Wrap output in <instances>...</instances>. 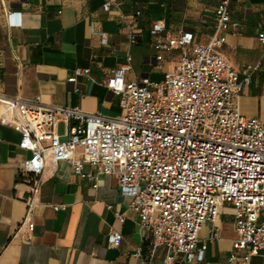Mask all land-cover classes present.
I'll return each instance as SVG.
<instances>
[{
  "label": "crops",
  "instance_id": "crops-1",
  "mask_svg": "<svg viewBox=\"0 0 264 264\" xmlns=\"http://www.w3.org/2000/svg\"><path fill=\"white\" fill-rule=\"evenodd\" d=\"M219 1L116 0L105 12L104 0H0V93L119 116L118 98L106 87L112 71L128 66L125 82L161 81L181 56L173 50L157 61L152 25L163 22L165 41L189 33L195 43L206 45ZM229 13L239 33L225 34L218 51L238 74L258 66L238 107L241 115L264 125V0H230ZM131 35L137 39L134 45ZM86 70L87 76L79 75ZM70 78L76 82L69 83ZM19 143L20 134L0 116V264H161L165 249L152 252L151 233L129 210L114 177L100 176L93 189L69 163L52 164L47 158L29 209L31 189L21 170L31 154ZM112 231L122 235L117 248L107 243ZM198 237L207 249L201 260L189 264H227L237 238L233 208L221 206L216 221L206 222ZM249 264H264V255Z\"/></svg>",
  "mask_w": 264,
  "mask_h": 264
},
{
  "label": "built area",
  "instance_id": "built-area-1",
  "mask_svg": "<svg viewBox=\"0 0 264 264\" xmlns=\"http://www.w3.org/2000/svg\"><path fill=\"white\" fill-rule=\"evenodd\" d=\"M114 4L116 0H104L102 8L108 12ZM229 4L219 1L206 45L195 43L189 33L165 41L163 22L152 25L157 61L173 50L180 52V61L158 82H125L128 66L112 71L106 87L118 98L119 116L0 93L4 124L20 134L19 148L31 154L21 170L31 189L29 209L50 158L52 164L69 163L74 175L93 189L100 176L114 177L120 194L129 200V210L151 233L152 252L165 249L161 264L201 260L207 242L200 243L199 231L206 222L216 221L223 205L234 210L237 234L227 264H249L252 257L264 255V125L241 115L238 107L239 95L258 66L238 74L218 51L225 34L239 33ZM129 42L136 44V36ZM260 42L264 45V37ZM58 124L63 125L62 133ZM121 242L120 233L108 234L110 247ZM237 251L243 255L238 257Z\"/></svg>",
  "mask_w": 264,
  "mask_h": 264
},
{
  "label": "rangeland",
  "instance_id": "rangeland-1",
  "mask_svg": "<svg viewBox=\"0 0 264 264\" xmlns=\"http://www.w3.org/2000/svg\"><path fill=\"white\" fill-rule=\"evenodd\" d=\"M59 133H62V126L58 128Z\"/></svg>",
  "mask_w": 264,
  "mask_h": 264
},
{
  "label": "trees",
  "instance_id": "trees-1",
  "mask_svg": "<svg viewBox=\"0 0 264 264\" xmlns=\"http://www.w3.org/2000/svg\"><path fill=\"white\" fill-rule=\"evenodd\" d=\"M27 179H28V176H26V177L24 178V181H27Z\"/></svg>",
  "mask_w": 264,
  "mask_h": 264
}]
</instances>
